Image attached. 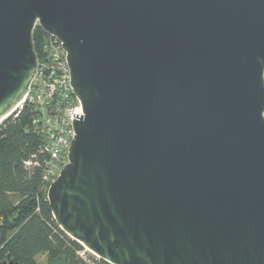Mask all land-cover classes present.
<instances>
[{"label": "water", "instance_id": "1", "mask_svg": "<svg viewBox=\"0 0 264 264\" xmlns=\"http://www.w3.org/2000/svg\"><path fill=\"white\" fill-rule=\"evenodd\" d=\"M36 26L83 106L61 229L111 264H264V0H0V121Z\"/></svg>", "mask_w": 264, "mask_h": 264}, {"label": "trees", "instance_id": "2", "mask_svg": "<svg viewBox=\"0 0 264 264\" xmlns=\"http://www.w3.org/2000/svg\"><path fill=\"white\" fill-rule=\"evenodd\" d=\"M46 36L40 26L35 27L33 43L38 57ZM32 117L25 105L0 124V263L13 259L38 264L37 256L43 254L47 264H111L80 255L84 246L56 222L42 167L25 164L42 142L32 131Z\"/></svg>", "mask_w": 264, "mask_h": 264}, {"label": "built area", "instance_id": "3", "mask_svg": "<svg viewBox=\"0 0 264 264\" xmlns=\"http://www.w3.org/2000/svg\"><path fill=\"white\" fill-rule=\"evenodd\" d=\"M25 105L33 112L32 131L42 137L39 151L25 164L42 167L43 179L49 189L69 161L75 134L74 113L83 114L81 100L71 84L67 52L53 34H47L43 41L35 75L16 111Z\"/></svg>", "mask_w": 264, "mask_h": 264}, {"label": "rangeland", "instance_id": "4", "mask_svg": "<svg viewBox=\"0 0 264 264\" xmlns=\"http://www.w3.org/2000/svg\"><path fill=\"white\" fill-rule=\"evenodd\" d=\"M83 252L84 253L82 254V256L85 257V258H89V255L96 256L90 250H88L86 247H84V251ZM37 263L38 264H47V256L43 255V254L37 256Z\"/></svg>", "mask_w": 264, "mask_h": 264}, {"label": "bare ground", "instance_id": "5", "mask_svg": "<svg viewBox=\"0 0 264 264\" xmlns=\"http://www.w3.org/2000/svg\"><path fill=\"white\" fill-rule=\"evenodd\" d=\"M3 119H5V117Z\"/></svg>", "mask_w": 264, "mask_h": 264}]
</instances>
